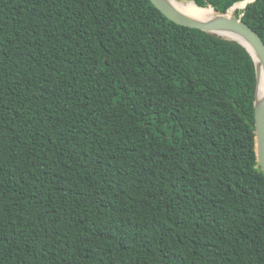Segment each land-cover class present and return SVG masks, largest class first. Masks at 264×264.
I'll use <instances>...</instances> for the list:
<instances>
[{
    "label": "trees",
    "instance_id": "16d2710c",
    "mask_svg": "<svg viewBox=\"0 0 264 264\" xmlns=\"http://www.w3.org/2000/svg\"><path fill=\"white\" fill-rule=\"evenodd\" d=\"M256 89L151 0H0V264H264Z\"/></svg>",
    "mask_w": 264,
    "mask_h": 264
},
{
    "label": "water",
    "instance_id": "95a60500",
    "mask_svg": "<svg viewBox=\"0 0 264 264\" xmlns=\"http://www.w3.org/2000/svg\"><path fill=\"white\" fill-rule=\"evenodd\" d=\"M254 1H248L247 5ZM151 2L168 19L176 24L199 29L207 33L219 34L238 41L252 54L257 69V89L255 96L256 152L259 166L264 172V100L260 101L258 98L260 75L264 74V41L261 36L244 22V14L237 17L235 12L234 14L230 12L223 14L210 8L209 10L211 12L206 15L204 20H196L179 11L170 0H151ZM236 5L232 9H235ZM247 5L243 9H246Z\"/></svg>",
    "mask_w": 264,
    "mask_h": 264
},
{
    "label": "bare ground",
    "instance_id": "6f19581e",
    "mask_svg": "<svg viewBox=\"0 0 264 264\" xmlns=\"http://www.w3.org/2000/svg\"><path fill=\"white\" fill-rule=\"evenodd\" d=\"M170 1L179 11L184 13L186 16L196 19V20H204L206 15L211 12L209 9L207 10V9H202V8L197 7L194 3L184 4L177 0H170ZM248 1H253V0H247L246 2H242L238 4L236 7H239L240 5L242 6L247 5ZM258 98L260 101L264 100V74L260 75Z\"/></svg>",
    "mask_w": 264,
    "mask_h": 264
},
{
    "label": "rangeland",
    "instance_id": "374dc122",
    "mask_svg": "<svg viewBox=\"0 0 264 264\" xmlns=\"http://www.w3.org/2000/svg\"><path fill=\"white\" fill-rule=\"evenodd\" d=\"M182 3H183V2H182ZM184 4H189V3H184ZM241 7H243V6L240 5L239 7H236L235 9H232V10L230 11V13L234 14V12L236 11V9H241ZM192 11H194V10H192Z\"/></svg>",
    "mask_w": 264,
    "mask_h": 264
}]
</instances>
